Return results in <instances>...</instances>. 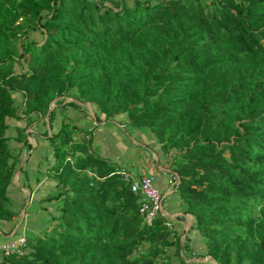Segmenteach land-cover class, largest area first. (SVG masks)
Listing matches in <instances>:
<instances>
[{
    "label": "trees",
    "instance_id": "16d2710c",
    "mask_svg": "<svg viewBox=\"0 0 264 264\" xmlns=\"http://www.w3.org/2000/svg\"><path fill=\"white\" fill-rule=\"evenodd\" d=\"M131 1L0 0V220L18 215L8 120L52 122V102L79 100L106 118L125 114L176 152V189L207 256L264 264V0ZM27 126L16 140L30 149ZM76 130L63 120L49 136L62 189L54 224L0 264H193L182 255L191 238L164 214L148 225L123 170Z\"/></svg>",
    "mask_w": 264,
    "mask_h": 264
},
{
    "label": "crops",
    "instance_id": "0c3cea01",
    "mask_svg": "<svg viewBox=\"0 0 264 264\" xmlns=\"http://www.w3.org/2000/svg\"><path fill=\"white\" fill-rule=\"evenodd\" d=\"M70 95L71 99H74L73 93L68 94V96ZM15 97L19 101L23 96L16 92ZM87 103L91 104L90 102ZM91 105L93 107L92 112H88L84 110V105L82 107L79 104V107H73L58 103L52 122L48 116L38 120V115L33 114L29 121L16 119L14 132L11 129V124L15 118L8 120V135L14 140L18 136L17 127L28 125L26 132L32 147L30 149L22 148V144L18 143L19 147L15 150V154L20 159L16 172L20 173V181L19 184L13 182L9 187L8 206L15 211L19 208L17 211L19 215L11 221L0 220V246L23 233L28 242H31L36 237L41 236L47 230L46 228H51L54 224L53 217L59 215L62 198L57 199L55 196L62 189L58 186L57 180L49 175V169L55 162L54 158L53 160L50 158L53 157V152H51L53 147L50 146V151L44 148H48L45 144L48 142L49 136L57 131L62 121L66 119V122H69L71 126H76L81 132V134L74 136L75 139H82L87 131H91L92 134L88 137L92 138L94 152L116 163L119 169L131 172L136 176H153L154 181L158 182L157 188L163 194V214L173 223L174 228L182 234L183 238L186 236L191 238L193 255L196 256L203 249L206 251L205 238L197 230L192 229L194 216L186 212L187 205L172 184L176 175V171L171 167L173 151L164 152L161 143L150 129L134 127L127 120L119 118L120 115L106 118L96 106ZM127 124L132 126L131 132H128L126 128ZM28 128H32V134L28 132ZM123 131L128 134L129 139L123 136ZM148 148L152 150L153 154H150ZM30 150L33 153L38 151L32 168L39 170V172L42 170L44 176L42 178L37 177L36 184L23 182V180L29 181L28 171L25 172L24 176L21 175L23 166L30 159L28 154ZM28 209L31 212H28ZM28 216L29 221H27ZM199 248L200 250H198Z\"/></svg>",
    "mask_w": 264,
    "mask_h": 264
},
{
    "label": "built area",
    "instance_id": "2783aa9c",
    "mask_svg": "<svg viewBox=\"0 0 264 264\" xmlns=\"http://www.w3.org/2000/svg\"><path fill=\"white\" fill-rule=\"evenodd\" d=\"M123 178L130 182L131 190L139 196L140 213L144 221L151 225L154 220L164 211V198L161 191L154 184V177L151 175L136 176L128 171H121ZM180 183L179 175L176 173L172 184L177 188ZM168 225L174 228L170 221ZM28 251V240L25 234L15 236L9 242L0 246V254L4 256L17 254L24 255Z\"/></svg>",
    "mask_w": 264,
    "mask_h": 264
},
{
    "label": "rangeland",
    "instance_id": "374dc122",
    "mask_svg": "<svg viewBox=\"0 0 264 264\" xmlns=\"http://www.w3.org/2000/svg\"><path fill=\"white\" fill-rule=\"evenodd\" d=\"M128 1V3L129 4H131L132 3V1L131 0H127ZM106 3L107 4H109V5H112V3H113V0H106ZM30 36L32 37V38H34V39H39V40H42L43 38H42V34L39 32V31H32L31 33H30ZM19 96V95H18ZM20 97V96H19ZM65 100H66V102H68V101H72L73 99H71V95L70 96H68L67 95V97L65 98ZM75 100V99H74ZM20 101V100H19ZM77 101V103L78 104H80L82 107H83V105H84V110L85 111H88V112H92V108L93 107H91L92 105L91 104H89V103H87V102H81V101H79V100H76ZM60 103V102H59ZM57 102H56V100L54 101V102H52V105H51V109L52 108H55V107H57ZM60 107V106H59ZM61 107H63V106H61ZM56 113V112H55ZM119 118H122V119H125V120H127V122H128V117L125 115V114H120V116H119ZM38 119V118H37ZM42 119H44V118H40V119H38V120H42ZM65 121H66V119H64ZM16 119H15V121H13V124H11V129L13 130V132H14V129H15V125H16ZM44 123V122H43ZM128 126L126 127L127 128V130H128V132H131V127L132 126H130V124H127ZM32 128H28V132H30L31 134H32V130H31ZM10 133H11V131H10ZM77 134L79 135V134H81V132H79V130L77 131L76 130V132H75V136H77ZM123 136H125V137H127L128 139H129V137H128V134L125 132V131H123ZM10 138L12 139L13 137H11L10 136ZM31 140H33V138L31 137ZM48 142L45 144V145H47L48 146V148H44V149H48L49 151H50V146H52L53 147V143H52V139L51 138H49L48 140H47ZM11 146H12V148L14 149V150H16L18 147H19V144H18V142L16 141V139L14 140V139H12L11 140ZM148 151L150 152V154H153L152 153V150L150 149V148H148ZM37 152L38 151H36V153H33V151L32 150H30L29 152H28V154H29V156H30V159H28V161H27V163H26V165H24L23 166V171H22V176H24V174H25V172L26 171H28V174H29V181H24L23 180V178L21 177V180H23V182H25V184H36L37 183V180H36V178L37 177H44L43 176V173H42V170H40V172H39V170H35L34 168H32V166L34 165V159H35V156L37 155ZM48 152V151H47ZM51 152H53V151H51ZM51 152H50V154H51ZM176 152L175 151H173V153H172V159H173V157H174V154H175ZM48 154V153H47ZM52 160H53V158H54V152H53V157L51 156L50 157ZM40 173V174H39ZM39 174V175H38ZM19 175H20V173H16L15 174V177H14V183L15 184H19V181H20V179H19ZM50 175V174H49ZM51 176V175H50ZM174 179V178H173ZM154 184H155V186H157V184H158V182L157 181H154ZM19 210V208H17V210L16 211H18ZM28 212H31V210L30 209H28ZM19 215V214H18ZM27 221H29V216H28V218H27ZM35 222V221H34ZM47 229V231L50 229H48V228H46ZM45 234V232L42 234V235H44ZM41 235V236H42ZM185 240V238H183L182 237V242ZM197 247H199V245H197ZM146 249H147V246H142L141 247V250H143V251H146ZM174 250L175 249H173V248H170V253L173 255L174 254ZM198 250H200V248L198 249ZM182 255H184V256H186L187 258V261L188 262H190V263H193V264H217V262L214 260V259H212L211 257H209V256H207L206 255V251L203 249V250H200L199 252H198V254L195 256V255H190V253H188L187 251H185V250H183L182 251ZM173 260H174V262H175V264H179V257H177L176 255H174V257H173Z\"/></svg>",
    "mask_w": 264,
    "mask_h": 264
}]
</instances>
